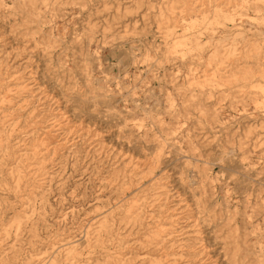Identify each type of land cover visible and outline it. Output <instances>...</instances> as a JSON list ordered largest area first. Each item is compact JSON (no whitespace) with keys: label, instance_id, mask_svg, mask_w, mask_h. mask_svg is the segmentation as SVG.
<instances>
[{"label":"rangeland","instance_id":"obj_1","mask_svg":"<svg viewBox=\"0 0 264 264\" xmlns=\"http://www.w3.org/2000/svg\"><path fill=\"white\" fill-rule=\"evenodd\" d=\"M150 258L264 264V0H0V264Z\"/></svg>","mask_w":264,"mask_h":264},{"label":"bare ground","instance_id":"obj_2","mask_svg":"<svg viewBox=\"0 0 264 264\" xmlns=\"http://www.w3.org/2000/svg\"><path fill=\"white\" fill-rule=\"evenodd\" d=\"M4 100H6V99L4 98ZM204 117H206V119H211L212 118V115H209L208 113H205L204 114ZM147 261L148 262H151L153 264H161V261L158 260V259H152V258H150V259H147Z\"/></svg>","mask_w":264,"mask_h":264}]
</instances>
